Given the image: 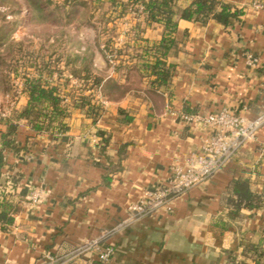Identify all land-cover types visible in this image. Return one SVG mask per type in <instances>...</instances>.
I'll list each match as a JSON object with an SVG mask.
<instances>
[{"label": "crops", "instance_id": "obj_1", "mask_svg": "<svg viewBox=\"0 0 264 264\" xmlns=\"http://www.w3.org/2000/svg\"><path fill=\"white\" fill-rule=\"evenodd\" d=\"M254 1L225 0L244 11L229 27L181 22L167 59L173 76L156 93L133 63L122 76L103 78L108 94L95 100L104 110L96 123L74 108L75 99L64 136L36 134L21 121L19 152H4V175L19 176L21 199L12 230L0 229V264H49V255L57 264L100 263L94 253L67 257L95 242L114 247L109 264H228L245 260L251 245L264 246V205L234 216L229 202L236 180L264 197V121L257 140L203 184L151 215L130 212L147 193L171 185L175 168H185L210 138L208 129L183 120L186 107L194 112L188 115L231 109L247 124L264 119V10H254ZM147 30L151 41L163 35L156 25ZM248 56L259 60L256 67ZM114 86L125 93L111 94ZM34 192H43L37 204Z\"/></svg>", "mask_w": 264, "mask_h": 264}, {"label": "trees", "instance_id": "obj_2", "mask_svg": "<svg viewBox=\"0 0 264 264\" xmlns=\"http://www.w3.org/2000/svg\"><path fill=\"white\" fill-rule=\"evenodd\" d=\"M49 0H42L40 6L44 7L51 4ZM107 1V0H100ZM114 4L115 0H108ZM179 0H126L120 4L122 12L118 16L119 19L126 16L128 7L135 8L136 11L142 10L140 18L142 24L146 28H142V24L135 27L137 31L136 42L134 41L129 48H136L139 44V49H142L139 65L145 74V78L150 82L151 92L156 93L162 87L170 84L175 66L167 62L169 52L175 46L177 40L176 35L181 22L195 23L205 25L210 22H216L229 27L234 21H240L244 15L243 9L234 7L225 2V0H192L191 4L186 8H181L178 5ZM76 3V2H75ZM153 25L163 28V35L151 41L147 35V29ZM10 59L13 58L14 44H8L7 47ZM111 45L108 44L105 56L107 63H110L112 52ZM80 51V52H79ZM77 52L68 53L65 66L69 69L73 76L78 78L81 83L89 82L100 93L105 96L103 90V78L93 74L92 57L88 49L79 50ZM1 57V55H0ZM9 58V57H8ZM8 58H0V65L4 66L0 73L2 78L1 83L7 87L9 95L14 97L11 92L10 74L5 72L11 66L8 63ZM49 66V63H47ZM83 66V67H82ZM23 67V66H22ZM123 68L119 66L117 69ZM14 71H17L16 68ZM5 72V73H3ZM43 72L39 75H27L25 78L24 96L19 100L18 107L9 118L0 120V229L2 232L9 233L15 225V216L18 210L20 197L17 194V186L19 184V176L5 177L4 171L7 167L4 152L8 149L19 152L17 145V137L19 127L22 120L26 121L27 125L36 134L52 135L54 137L64 136L68 130L66 120L69 118V104H63V91L57 83L51 84L43 76ZM120 88L115 93L120 92ZM66 96V95H65ZM69 97V96H68ZM71 100L74 98L69 97ZM74 108L85 111L88 118L93 119L96 123L104 110L101 104L93 103L87 97L80 100H75ZM187 107L184 114H193ZM130 122V118H126ZM104 138V133H100ZM108 140H105L107 142ZM104 150V148H103ZM111 178L105 177L104 182H111ZM233 200L229 199L233 209L234 216H237L241 210H256L264 205V197L259 196L251 191L247 180H236L231 185ZM245 260H238L236 257H231L228 264H264V246L262 243L253 244L243 253ZM102 264V263H94Z\"/></svg>", "mask_w": 264, "mask_h": 264}, {"label": "rangeland", "instance_id": "obj_3", "mask_svg": "<svg viewBox=\"0 0 264 264\" xmlns=\"http://www.w3.org/2000/svg\"><path fill=\"white\" fill-rule=\"evenodd\" d=\"M122 2L126 0H115L114 4L108 0H49L51 4L42 7V0H0V58L9 57L11 66L5 72L10 74L14 94H8L0 76V114L13 115L24 96L26 76L39 75L41 69L49 83L62 89L63 104L68 96L75 100L87 97L93 103L104 100L91 83H81L73 76L65 60L68 53L88 49L92 57L87 55L86 61L91 60L93 74L102 78L107 73L122 76L123 68L141 64L139 44L135 49L129 46L137 40L135 27L142 24V10L128 7L126 16L119 19ZM11 43L15 47L12 59L6 48ZM108 44L112 46L110 63L105 59ZM119 66L123 68L117 69ZM3 67L0 65V71ZM118 89L112 87L111 94H120L115 93Z\"/></svg>", "mask_w": 264, "mask_h": 264}, {"label": "built area", "instance_id": "obj_4", "mask_svg": "<svg viewBox=\"0 0 264 264\" xmlns=\"http://www.w3.org/2000/svg\"><path fill=\"white\" fill-rule=\"evenodd\" d=\"M252 6L256 11L264 10V3L261 0L254 1ZM247 62L251 67H256L259 60L248 56ZM70 100L69 97L66 98L65 104L70 103ZM9 117L8 114H0V120ZM183 120L188 124L205 127L211 132L210 138L198 152L189 158L185 168H175L171 185L149 192L143 200L131 205L130 212L133 218L151 215L167 207L175 198L213 177L227 165L245 143L257 140L258 129L264 121L260 118L254 123L247 124L237 111L231 109H223L206 115H184ZM262 150L264 152V146ZM42 198L43 192H34L30 200L33 204H37ZM87 253H94L100 263L109 264L115 254V249L111 245H102L100 242L85 244L71 252L67 256L68 261ZM47 259L49 264H57L60 261L52 255L47 256Z\"/></svg>", "mask_w": 264, "mask_h": 264}]
</instances>
